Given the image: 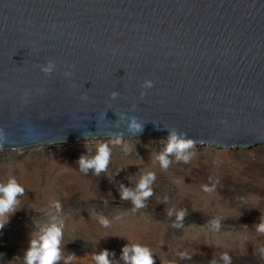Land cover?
Instances as JSON below:
<instances>
[{
	"label": "water",
	"instance_id": "obj_1",
	"mask_svg": "<svg viewBox=\"0 0 264 264\" xmlns=\"http://www.w3.org/2000/svg\"><path fill=\"white\" fill-rule=\"evenodd\" d=\"M169 130L264 145V0H0V151Z\"/></svg>",
	"mask_w": 264,
	"mask_h": 264
},
{
	"label": "rangeland",
	"instance_id": "obj_2",
	"mask_svg": "<svg viewBox=\"0 0 264 264\" xmlns=\"http://www.w3.org/2000/svg\"><path fill=\"white\" fill-rule=\"evenodd\" d=\"M168 141L103 138L0 151V182L14 176L25 188L0 230V264H25L30 241L52 216L64 221L61 254L74 255L72 264H95L92 257L104 250L110 264H125L122 249L130 244L149 247L154 264H226L224 253L231 264H264V232L257 229L264 222V145H194L187 163L172 154L165 170L155 156ZM101 143L111 149L107 170L81 172L80 157H91ZM146 172L156 173L154 194L145 208L133 210L131 201L122 199L121 186L135 189ZM180 209L187 210L184 227L176 228ZM101 216L110 220L108 227L99 223ZM213 220L221 222L219 230Z\"/></svg>",
	"mask_w": 264,
	"mask_h": 264
},
{
	"label": "clouds",
	"instance_id": "obj_3",
	"mask_svg": "<svg viewBox=\"0 0 264 264\" xmlns=\"http://www.w3.org/2000/svg\"><path fill=\"white\" fill-rule=\"evenodd\" d=\"M55 70V64L53 61H48L46 65L41 66V71L50 75ZM65 77L71 76V72H66ZM153 82L151 80H145L143 87L146 89L152 88ZM118 93L113 92L112 98L115 99ZM128 131L131 133H141L143 132V123L138 121L135 117L131 118L127 123ZM170 136L167 146L164 150L155 156V159L159 162L163 169H168L172 163L170 156L174 154L175 160L177 162L183 161L187 163L192 156L189 149L193 148V141L187 138V134L183 132H177L175 130H169ZM114 139L120 142L121 137L119 135L115 136ZM9 146L8 140L2 141V146ZM111 159V149L108 143H101L91 157L81 156L79 159L80 171L87 173L90 169L94 171L96 175L107 170ZM156 180L155 172H146L139 178L136 183L135 189L121 186V196L122 199L130 200L133 205V210H138L146 207L147 199L152 196L153 189L152 185ZM205 191H212L211 188L205 186ZM25 188L17 181L14 176L9 177L7 182H0V230L4 228L8 222L9 213H13L16 207L20 204L18 199L19 195H23ZM55 208L57 211L60 210L61 205L57 201L55 202ZM186 209H180L175 212L177 220L173 222V226L176 228H183L182 223L185 215ZM174 214L173 210H169L168 215L172 216ZM6 217V222L5 221ZM120 217H117L119 219ZM99 223L108 227L110 225V220L101 216L99 218ZM212 226L219 230L221 227V222L219 220H213L211 222ZM64 221L52 216L49 222H46L39 226L38 232L35 234L34 238L30 241V247L25 255V264H56L57 261L61 259L65 260V264H72L75 260L74 255H69L63 257L61 254V241L64 236ZM257 229L260 232H264V222H261ZM261 254H264V248L260 249ZM152 250L141 244H130L122 249V259L125 264H154ZM183 258L190 259L191 255L187 252L181 253ZM109 252L104 250L100 253L95 254L92 259L95 264H110L108 259ZM223 260L226 264H231V256L228 253L223 254Z\"/></svg>",
	"mask_w": 264,
	"mask_h": 264
}]
</instances>
